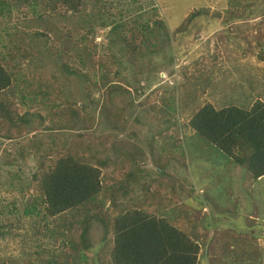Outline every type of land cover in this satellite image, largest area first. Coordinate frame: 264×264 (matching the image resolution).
<instances>
[{
	"label": "rangeland",
	"instance_id": "obj_1",
	"mask_svg": "<svg viewBox=\"0 0 264 264\" xmlns=\"http://www.w3.org/2000/svg\"><path fill=\"white\" fill-rule=\"evenodd\" d=\"M115 4V15L110 16V23L104 27H94L90 29L93 32L88 33L98 44L96 54H109V50L105 49L107 40L104 42L103 39L115 24L121 22V28H131L136 22H149L151 25V20L154 22L159 17L163 26L159 39H156L158 52L154 55L147 52L146 56L157 59L156 68L130 63L134 67L128 73L129 69L116 66L117 70L123 72L119 75L122 79L127 75L128 83L125 84L121 78L117 80L129 92L118 94L113 99L117 108L114 112L117 121L113 127L110 124L107 126L92 122L86 117L84 122L76 119L74 130L46 132L44 127L51 125V121L48 113L39 109L45 122L29 134L32 136L45 133L39 138L45 141L50 139L54 143L45 157L46 165L53 163L58 157L72 154L99 167V195L104 190H110V194L102 198L104 210L109 212H113L121 201L124 210H141L145 208V203H149L144 201L150 191L149 183L146 184V180L133 182L144 176L141 170L133 168L139 165L146 170L148 166L154 169L151 156L158 158L162 165L165 164L164 147L170 139L168 134L174 132L175 123H187L193 112L204 104L221 107L232 102L233 98L239 100L242 92L248 95L249 104L256 98L264 103V0H115ZM10 5L9 15L0 16V43L5 42L8 34L14 33L22 23L24 27L28 12H31L27 11L25 3L14 4L11 1ZM35 5L38 11L43 12L42 6L37 3ZM195 7H200L199 15L186 24L181 23L183 17ZM31 17L32 15L30 19ZM40 20L42 19L37 21L38 31L43 29L41 23L44 21ZM33 26L30 22L29 33L36 31ZM50 42L56 43L54 39ZM0 52L5 55L0 60H5L3 64L9 71H15L19 65L24 68L20 72L23 80L21 78L19 85L12 86L13 91L0 93V99L12 102L14 108L18 106L22 95L32 96L28 91L40 83L42 72H54L55 76V62L52 65L49 61L44 63L41 60L42 62L36 64L42 67L35 69L28 62L21 64L15 55L9 57L2 48ZM108 62L110 65L112 60ZM109 65L106 68L112 75ZM65 75L57 74L58 80L55 82L61 85L64 83L65 90L59 94L52 111L58 106L68 104L70 100L79 102L82 100V92L90 86L88 81L83 83L77 76ZM110 80L111 84L116 78L112 75ZM106 89L107 87L93 89L91 97L85 101L86 112L95 119L100 109L95 105L96 100L99 96L101 99L105 98ZM185 93L189 96L183 102L181 96ZM22 97L25 100V96ZM173 97L176 111L171 110L169 114L162 112L163 104L160 99L168 98L172 102ZM143 99H147L145 103L142 102ZM45 100L53 102L48 93ZM168 109L169 107H164V110ZM22 110L20 108L19 112L22 113ZM70 124H73V119L69 120L66 128ZM187 136L184 135L183 138ZM18 144L17 139L0 138V264H49L52 260L61 261L62 258L67 264H76L68 262L76 252L68 248L63 240L77 239L79 236L80 230L73 226V222L68 223L75 210L57 216L63 224L61 230L53 225L50 217L43 220L40 217L42 214L24 213L23 209L28 201L33 197L36 200H32L38 204L41 196L37 182L34 184L32 180L41 161L32 152L19 158L13 151L12 156L7 155L11 163L9 164L10 160L4 162L2 149L6 147L14 150ZM204 156L213 161H207V157L201 156L192 162L186 160L185 169H181L183 166L177 157L175 162L165 165L167 171L175 177L178 176L177 180L180 182L177 186L179 198L173 203L176 215L182 213L185 222L189 216L194 219L193 234L199 239L203 250L208 246L206 252L210 264H264V208L255 207L256 199L259 202L258 198H264L262 188L254 187L252 179L249 180L240 167L232 168V180L229 182L222 177V183L219 181L216 186L209 185L211 179H217L212 173L215 169L211 165H220L224 156L215 147L206 149ZM185 170L189 172V176L185 175ZM188 181L192 182L193 192L187 197ZM212 182L217 183V180ZM163 184L166 187L161 192L166 196L170 187L166 182ZM129 185L132 186V192L124 196V190ZM113 196L116 205L111 207ZM187 205H203V209L197 211ZM161 209L159 206L156 208L157 214ZM202 210H206L209 217L201 223ZM76 217L77 215L74 216ZM44 222L47 223L46 227ZM200 224L202 229L199 228ZM64 232L67 233L66 237ZM88 236L92 242H98L100 228L94 225ZM97 247L96 244L90 249L89 255L93 259ZM215 248L218 251L213 250Z\"/></svg>",
	"mask_w": 264,
	"mask_h": 264
},
{
	"label": "trees",
	"instance_id": "obj_2",
	"mask_svg": "<svg viewBox=\"0 0 264 264\" xmlns=\"http://www.w3.org/2000/svg\"><path fill=\"white\" fill-rule=\"evenodd\" d=\"M11 1H14V4L25 3L27 11L31 12H28L25 26L23 27L22 23L14 33L8 34V39L0 43V48L4 49V53H7L9 57L15 55L21 64L28 62L35 69L42 67L36 64L41 60L44 63L49 61L52 65L54 62L56 64V77L54 72L51 74L42 72L43 78H39L40 83L33 90L28 91L32 96L22 95L25 96V100L21 96V101L16 108L12 102L0 99V138L19 140L18 147L14 150H8L6 147L2 149L4 162L10 160L7 155L12 156L13 151L19 158L32 152L42 162L32 177L34 184L35 181L38 184L41 196L38 204L33 201L36 198L32 197L33 200L31 198L24 207V213L26 215L42 214L40 217L43 220L50 217L53 225L61 230L63 224L57 216L75 210L68 223L73 222V226L80 230L79 236L77 239H63L68 248L76 252L72 254L73 257L71 261H68L69 263L198 264L200 246L196 241L197 237L193 234L194 219L189 216L188 221L185 222L182 213L176 215L172 209L173 203L179 198L177 186L180 182L177 180L178 176L171 175L165 165L175 162L179 157L183 166L181 169H185L186 160L192 162L193 159H200L201 156L207 157L204 156L205 150L215 147L223 154L224 159L218 166L211 165L215 169L212 173L217 179H211L209 185L216 186L222 177L229 182L232 180V168L240 167L243 168L247 178L252 179L254 187L260 186L264 192V103L257 98L249 104L248 95L242 92L239 100L233 98L232 102L221 107H214L210 103L204 104L193 112L187 123L180 125L175 123L173 127L175 133L168 134L170 139L164 147L165 164L162 165L158 158L151 156L150 161L154 169L148 166L146 170L139 165L133 168V170H141L144 174L133 182L146 180V184L149 183L148 186H150V191L144 199L145 202H149L145 203V208L124 210L121 207L123 205L121 201L113 212L104 210L102 198L109 195L110 190H104V193H101L102 196L99 195L101 169L72 154L58 157L53 163L46 165L45 157L48 156L54 143L50 139L45 141L39 138L45 133L32 136L29 134L45 122L44 115L39 109L48 113L51 121V125L44 127L46 132L59 131V129L74 130L76 119L84 122L86 117L92 122L107 126L110 124L113 127L117 121L114 113L117 108L113 99L118 94L129 92L128 88L118 82L117 79L121 78L119 75L123 72L117 70L116 66L129 69L128 73L137 63L144 67L156 68L157 59H149L146 56L147 52L151 55L158 52L156 39H159L163 23L159 17H156L154 22L151 20V25L149 22H136L131 28H121V22L118 25L115 24L103 39L104 42L107 40L105 49L109 50V54L105 53V58L102 53L96 54L98 44L88 33L93 32L90 29L94 27H104L110 23V16L115 15V0H40L42 3L37 0H0V16L9 15ZM36 3L42 6L43 12L35 8ZM199 8L190 10L181 23L186 24L199 15ZM30 15H32L31 19ZM39 19H42L40 21L44 23H41L43 29L38 31ZM30 22L36 30L32 33L28 32ZM52 39L56 43H51ZM36 44H38L37 47ZM40 44L42 47H39ZM1 54L0 52V58H5V55ZM258 56L263 57L262 54ZM108 60H112L109 70L116 78V81L111 84L110 76L112 75L106 68L109 65ZM3 62L0 60V93L6 90L11 91L12 86H18L23 77L20 72L24 69L19 65L15 71H9ZM130 63L135 64L130 66ZM57 74L77 76L83 83L88 81L90 86L82 92V100L79 102L70 100L68 104L58 106L55 111H52L59 94L65 90L64 83L61 85L55 82L58 80ZM122 80L125 84L128 83L127 75ZM141 86L144 88L143 85ZM106 87L105 98L101 99L99 96L96 100L95 105L100 109L95 119L93 115L86 112L85 101L91 97L93 89L99 90ZM134 89L137 91L136 87ZM47 93L51 95L53 102L45 100ZM188 96V93L183 94L181 100L184 102ZM146 100L143 99L142 102L145 103ZM160 101L163 104L162 112L169 114L171 110L176 111L174 97L172 102L168 98L160 99ZM165 106L169 107V111L164 110ZM20 108H23L22 113L19 112ZM70 119H73V124L66 128ZM70 126L72 127L69 128ZM184 135L188 136L183 138ZM205 160L213 161L209 157ZM184 172L189 176L187 170ZM212 180H217V183L213 184ZM163 182L170 187L166 196L161 192L166 187ZM188 183L187 197L193 192L192 182L188 181ZM115 187L118 186L115 185ZM20 188L22 189V186ZM124 191V196L129 195L132 192V186L129 185ZM253 194L254 191L251 195ZM258 199L259 202L256 199L255 207L263 209L264 198ZM152 200L153 202H150ZM115 205L113 196L110 206ZM158 206L162 207L160 215L156 211ZM187 206L197 211L203 208V205ZM76 215L77 217L74 218ZM207 217H209L208 214H202L201 223ZM262 217L264 220V215ZM48 222L51 224L49 220ZM43 225L46 227L47 223L44 222ZM94 225L101 230L100 239L96 243L92 242L88 236ZM66 234L64 232L65 237ZM96 244L98 247L94 251L95 259H93L89 254L90 249ZM62 260H52L49 264H67ZM249 264L252 263L249 262Z\"/></svg>",
	"mask_w": 264,
	"mask_h": 264
},
{
	"label": "clouds",
	"instance_id": "obj_3",
	"mask_svg": "<svg viewBox=\"0 0 264 264\" xmlns=\"http://www.w3.org/2000/svg\"><path fill=\"white\" fill-rule=\"evenodd\" d=\"M257 99V98H256ZM260 101H261V99H259ZM258 101V100H257ZM261 102H263V101H261ZM64 132L65 131H67V129H64L63 130ZM173 207H172V209L173 208H175V205H172ZM203 209V208H202ZM202 212H203V214H208V213H206V210H202ZM199 228H203L202 227V224H200L199 225ZM245 233V232H244ZM196 241H197V243L199 244V246H200V242H199V239L198 238H196ZM206 249H208V246H205V250H203L202 248H201V246H200V250H199V253H198V264H210V262H209V260L207 259V252H206ZM212 250V249H211ZM213 250H216V251H218V249L217 248H215V249H213Z\"/></svg>",
	"mask_w": 264,
	"mask_h": 264
}]
</instances>
